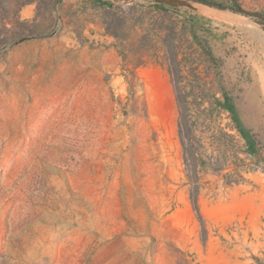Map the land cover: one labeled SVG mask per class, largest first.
<instances>
[{
    "label": "rangeland",
    "instance_id": "rangeland-1",
    "mask_svg": "<svg viewBox=\"0 0 264 264\" xmlns=\"http://www.w3.org/2000/svg\"><path fill=\"white\" fill-rule=\"evenodd\" d=\"M0 0V264H264V0Z\"/></svg>",
    "mask_w": 264,
    "mask_h": 264
},
{
    "label": "water",
    "instance_id": "water-1",
    "mask_svg": "<svg viewBox=\"0 0 264 264\" xmlns=\"http://www.w3.org/2000/svg\"><path fill=\"white\" fill-rule=\"evenodd\" d=\"M159 2H163V3H165V4H170V2L169 1H167V0H158Z\"/></svg>",
    "mask_w": 264,
    "mask_h": 264
}]
</instances>
